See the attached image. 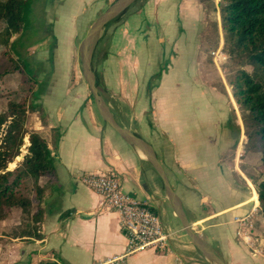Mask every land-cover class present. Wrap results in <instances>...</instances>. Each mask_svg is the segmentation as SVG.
I'll list each match as a JSON object with an SVG mask.
<instances>
[{"label": "crops", "instance_id": "obj_1", "mask_svg": "<svg viewBox=\"0 0 264 264\" xmlns=\"http://www.w3.org/2000/svg\"><path fill=\"white\" fill-rule=\"evenodd\" d=\"M70 1L75 8L68 20L84 6V0ZM167 77L170 80L165 95L156 96L154 110L163 146L158 149L135 128L117 121L153 146L190 223L210 248L227 264H264V235L258 236L264 226H256V220L264 221V215L259 211L258 195L255 200L257 191L249 171L255 165L251 159L256 153L244 149L243 127L239 120L235 127L228 126L227 111L215 114L199 107L191 110V104H186L188 99L179 100L172 94L182 84L175 69L168 70L162 83ZM72 103L67 96L45 100L46 116H36L31 127L44 134L53 151L56 179L48 182L47 177H39L36 182L44 186L40 224L43 237L10 236V240H22L20 258L25 264L41 260L64 264H186L181 258L186 245L176 240L169 252L148 249L126 254L127 237L119 214L82 182L83 174L117 171L123 189L152 205L170 228L174 227L164 220L173 222L174 210L170 213V202L158 185V174L143 154L109 125L100 124L92 113L82 112ZM55 128L61 136L54 144L49 135ZM162 158L168 160V166ZM254 208L257 211L253 212ZM250 214L255 246L262 251L256 255L237 236L239 224L235 218Z\"/></svg>", "mask_w": 264, "mask_h": 264}, {"label": "rangeland", "instance_id": "obj_2", "mask_svg": "<svg viewBox=\"0 0 264 264\" xmlns=\"http://www.w3.org/2000/svg\"><path fill=\"white\" fill-rule=\"evenodd\" d=\"M32 1L31 25L13 34L8 44L0 40V113L9 112L11 105L24 100L23 126L28 131L34 130L31 127L36 116H46L44 101L67 96L72 105L82 112L89 111L97 122L107 126L83 76L79 46L92 23L114 0H84L82 10L69 20V13L75 8L72 1L62 5L60 0ZM219 2L136 0L102 32L93 57L100 92L120 123L135 128L158 149L163 146V136L154 119L156 96L165 95L170 77L163 83L162 80L170 69H175L177 78L182 80L172 94L179 100L188 99L190 102L186 104H191V110L199 107L215 114L227 111L226 124L235 127L239 120L244 129L242 113L229 84L233 68L223 50ZM4 28L5 23L0 22V31ZM218 49L226 54V59L216 58ZM244 68L253 71L249 65ZM223 88L226 92H222ZM6 124L2 125L0 143ZM58 130L52 129L48 134L51 143L56 140ZM22 142L19 155L8 169L19 165L28 152L27 134ZM255 153L251 159L255 165L249 171L252 181H259L264 172L261 153ZM162 159L168 166V160ZM157 179L165 194L158 175ZM168 209L173 212L170 203ZM22 216L20 210H15L0 221V264H25L20 258L22 240H10L11 234L22 226ZM173 220L166 218L164 222L179 230L176 241L186 245L181 254L184 262L213 264L192 245L176 215ZM256 226H264V221L257 219ZM262 235L264 232L258 236Z\"/></svg>", "mask_w": 264, "mask_h": 264}, {"label": "trees", "instance_id": "obj_3", "mask_svg": "<svg viewBox=\"0 0 264 264\" xmlns=\"http://www.w3.org/2000/svg\"><path fill=\"white\" fill-rule=\"evenodd\" d=\"M219 1L223 50L233 68L229 84L243 117L244 149L261 153L264 172V0ZM32 5V0H0V22L5 23V28L0 31L3 44H8L13 34L31 25ZM245 65L251 66L253 71L246 70ZM96 83L99 87L97 79ZM222 92L226 90L223 88ZM9 110L0 113V134L2 125L7 123L0 143V221L20 210L22 226L11 236L41 239L44 186L35 182L39 177H47L48 182L56 179V158L40 131H28L23 126L26 117L24 100L11 105ZM26 134L28 152L19 165L8 169L9 163L19 155ZM60 136L58 132L54 144ZM253 183L257 191L255 200L258 195L259 211L264 215V178ZM38 264L64 263L41 260Z\"/></svg>", "mask_w": 264, "mask_h": 264}, {"label": "built area", "instance_id": "obj_4", "mask_svg": "<svg viewBox=\"0 0 264 264\" xmlns=\"http://www.w3.org/2000/svg\"><path fill=\"white\" fill-rule=\"evenodd\" d=\"M215 55L219 60L226 59L221 49ZM81 180L102 196L108 208L119 214L121 228L127 237V255L148 249L162 253L171 250V243L179 237V230L166 226L148 202L126 192L117 171L87 172ZM254 211L257 209L254 208ZM251 217L252 214L235 218L239 224L237 236L256 255L262 251L255 246L257 239L252 235Z\"/></svg>", "mask_w": 264, "mask_h": 264}, {"label": "water", "instance_id": "obj_5", "mask_svg": "<svg viewBox=\"0 0 264 264\" xmlns=\"http://www.w3.org/2000/svg\"><path fill=\"white\" fill-rule=\"evenodd\" d=\"M135 1L136 0H114L92 23L79 46L83 76L88 84L97 111L103 122L115 130L127 143L136 147L159 175L174 213L179 219L182 228L190 239L192 245L213 264H227L223 258L210 248L202 237L194 230L183 208L182 201L174 190L166 170L159 160L153 146L146 139L137 135L130 128L123 126L117 121L96 83V75L93 69V57L102 32L111 21L126 11Z\"/></svg>", "mask_w": 264, "mask_h": 264}]
</instances>
